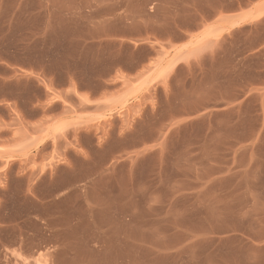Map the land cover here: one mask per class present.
<instances>
[{"label":"rangeland","instance_id":"obj_1","mask_svg":"<svg viewBox=\"0 0 264 264\" xmlns=\"http://www.w3.org/2000/svg\"><path fill=\"white\" fill-rule=\"evenodd\" d=\"M227 6L0 0V264H113L129 203L196 184L214 156L245 167L253 149L262 168L264 144L248 143L264 138V50L244 59L242 32L196 55V14ZM109 227L102 251L93 232Z\"/></svg>","mask_w":264,"mask_h":264},{"label":"crops","instance_id":"obj_2","mask_svg":"<svg viewBox=\"0 0 264 264\" xmlns=\"http://www.w3.org/2000/svg\"><path fill=\"white\" fill-rule=\"evenodd\" d=\"M224 1L228 6L213 10L208 19L196 14L200 19L193 32L199 40L197 57L216 52L224 36L242 32L238 48L243 58L259 55L264 50V31H259L257 24L264 22V0ZM252 24L253 29L246 30ZM259 36L262 38L257 41ZM187 39L174 44L180 50L172 55L176 65L184 60L181 49L187 47ZM253 41H257L255 46H251ZM257 71L263 72L264 67ZM257 87L264 113L263 79ZM59 96L69 97L65 91H59ZM65 109L60 104V113ZM84 109L98 108L90 104ZM258 143L264 144V138L248 144ZM256 156L252 149L248 164L239 168L219 163L214 156L198 169L196 184L165 187L168 195L164 200H158L151 189L141 208L135 200L129 203L128 215L116 221L113 264H264V157L262 168L255 169ZM112 232L110 227L93 232L103 244L102 251Z\"/></svg>","mask_w":264,"mask_h":264}]
</instances>
